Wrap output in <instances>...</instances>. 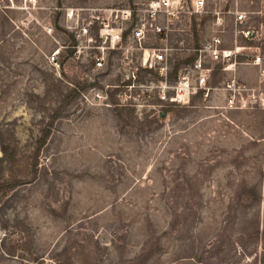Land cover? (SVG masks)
Segmentation results:
<instances>
[{
  "label": "rangeland",
  "instance_id": "374dc122",
  "mask_svg": "<svg viewBox=\"0 0 264 264\" xmlns=\"http://www.w3.org/2000/svg\"><path fill=\"white\" fill-rule=\"evenodd\" d=\"M149 1L0 0V264H264V115L199 95L139 113L118 98L119 54L100 71L75 54L85 10ZM232 1H186L169 82L218 34L217 12L234 45ZM165 45L141 55V83L160 84Z\"/></svg>",
  "mask_w": 264,
  "mask_h": 264
},
{
  "label": "built area",
  "instance_id": "2783aa9c",
  "mask_svg": "<svg viewBox=\"0 0 264 264\" xmlns=\"http://www.w3.org/2000/svg\"><path fill=\"white\" fill-rule=\"evenodd\" d=\"M186 1L151 0L134 8L85 10V18H79L71 29L77 41L73 47L75 54L82 51L92 54L94 51L91 58L95 71L103 70L110 56L119 54L124 90L118 98L123 106L132 107L139 113L157 95L162 103L180 106H190L193 97L199 95L206 101L220 100L227 110L264 115V8L246 12L240 7L242 1L264 7V0L232 1L226 12L234 28L235 42L232 47L226 45L224 22L221 13L217 12L218 34L202 45L196 60L183 68L172 84L167 73L172 49L167 43L173 34V26L180 23L186 13ZM219 1L223 0H193L192 12L203 13L208 3ZM153 40L166 44L162 48L164 56L161 58L159 85L139 80L138 61L141 55L158 51L147 47ZM239 40H243L245 45H239ZM60 53V50L54 51L48 62L58 65ZM242 70L247 71L243 73L248 74L249 79H241ZM216 71L228 76L217 87L213 85ZM169 93H172L171 97Z\"/></svg>",
  "mask_w": 264,
  "mask_h": 264
}]
</instances>
